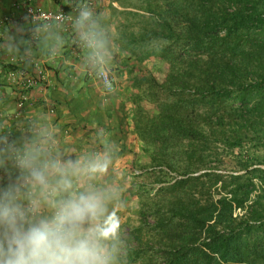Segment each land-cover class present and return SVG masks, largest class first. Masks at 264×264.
Listing matches in <instances>:
<instances>
[{
	"label": "trees",
	"instance_id": "1",
	"mask_svg": "<svg viewBox=\"0 0 264 264\" xmlns=\"http://www.w3.org/2000/svg\"><path fill=\"white\" fill-rule=\"evenodd\" d=\"M118 2L128 264H264V0Z\"/></svg>",
	"mask_w": 264,
	"mask_h": 264
},
{
	"label": "clouds",
	"instance_id": "2",
	"mask_svg": "<svg viewBox=\"0 0 264 264\" xmlns=\"http://www.w3.org/2000/svg\"><path fill=\"white\" fill-rule=\"evenodd\" d=\"M74 42L86 74L115 95L113 64L119 51L104 13L75 4ZM53 20L33 19V41L9 34L0 51L32 64L58 58L66 47ZM60 131L42 114L28 118L19 136L0 124V264H128V244L117 210L126 207V189L116 167L119 145L106 130L94 133L95 148H62Z\"/></svg>",
	"mask_w": 264,
	"mask_h": 264
},
{
	"label": "crops",
	"instance_id": "3",
	"mask_svg": "<svg viewBox=\"0 0 264 264\" xmlns=\"http://www.w3.org/2000/svg\"><path fill=\"white\" fill-rule=\"evenodd\" d=\"M79 0H0V42L9 34L32 39L33 48L38 39L30 36L32 21L25 16V4L36 5L46 10H66L76 15L75 4ZM94 9V8H93ZM118 0H97V12L107 18V24L116 38L119 33ZM62 30L66 47L55 59L38 57L32 64L20 62L17 58L0 51V124L19 136L27 126V120L35 114H42L60 131V146L74 149L75 154L95 148L94 133L98 130L94 118L95 103L106 94L101 83L85 73L81 63V50L74 42L71 25ZM119 54V51L117 55ZM113 68L119 64L116 57ZM35 76L39 83L31 88L24 85L22 75ZM8 177L0 171V186Z\"/></svg>",
	"mask_w": 264,
	"mask_h": 264
},
{
	"label": "built area",
	"instance_id": "4",
	"mask_svg": "<svg viewBox=\"0 0 264 264\" xmlns=\"http://www.w3.org/2000/svg\"><path fill=\"white\" fill-rule=\"evenodd\" d=\"M79 3H86L92 8L97 7V0H79ZM25 16L33 21H40V20H53L56 23L53 25V28H66L71 25V18L74 17L73 14L66 10H46L43 8H40L36 5L30 4L29 2H26L25 4ZM10 19L9 16H5L3 19L0 20V24L7 22ZM22 78L25 80L24 85L27 88H31L32 86H35L39 83V78L35 76H29V75H22ZM112 79L114 80L115 87L117 89V78L112 72Z\"/></svg>",
	"mask_w": 264,
	"mask_h": 264
},
{
	"label": "rangeland",
	"instance_id": "5",
	"mask_svg": "<svg viewBox=\"0 0 264 264\" xmlns=\"http://www.w3.org/2000/svg\"><path fill=\"white\" fill-rule=\"evenodd\" d=\"M119 23H120V20H119ZM115 69L116 68L114 67L113 68V73H114V75L117 78V89H118L120 87L119 86V84H120L119 83V76H118V73L116 72ZM105 95H107V94H104V97H105ZM132 147H133L134 151L137 152L139 154V156H141L140 147H139L138 142L132 143ZM134 156L135 155L132 153V154H129V156H127V157H120V159L117 161V164H116V167L121 172L120 179L123 181V184H124V187H125L126 190L129 188L130 183H131V175L128 172V169H126V166H127V162L129 160H132ZM130 204H133V202L128 203V206ZM117 215L119 216V225L122 227V224L125 222V217L127 215V209L124 208L121 211L120 210L117 211ZM127 231H128V227L127 226L126 227L124 226L123 232L126 233Z\"/></svg>",
	"mask_w": 264,
	"mask_h": 264
}]
</instances>
